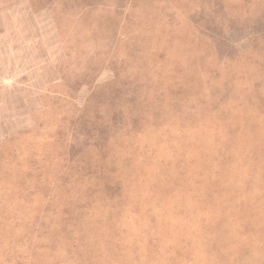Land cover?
Returning <instances> with one entry per match:
<instances>
[{
    "label": "rangeland",
    "instance_id": "1",
    "mask_svg": "<svg viewBox=\"0 0 264 264\" xmlns=\"http://www.w3.org/2000/svg\"><path fill=\"white\" fill-rule=\"evenodd\" d=\"M0 264H264V0H0Z\"/></svg>",
    "mask_w": 264,
    "mask_h": 264
}]
</instances>
